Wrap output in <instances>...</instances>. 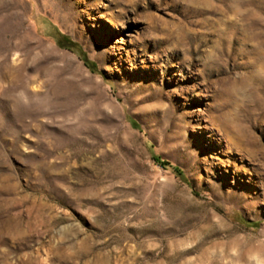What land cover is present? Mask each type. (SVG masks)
<instances>
[{
  "label": "rangeland",
  "instance_id": "rangeland-1",
  "mask_svg": "<svg viewBox=\"0 0 264 264\" xmlns=\"http://www.w3.org/2000/svg\"><path fill=\"white\" fill-rule=\"evenodd\" d=\"M0 264H264V0H0Z\"/></svg>",
  "mask_w": 264,
  "mask_h": 264
},
{
  "label": "trees",
  "instance_id": "trees-1",
  "mask_svg": "<svg viewBox=\"0 0 264 264\" xmlns=\"http://www.w3.org/2000/svg\"><path fill=\"white\" fill-rule=\"evenodd\" d=\"M131 124L135 125L132 119ZM153 159L160 165L171 167L173 171L177 172L178 174H182L180 168L176 164H170L166 159L162 158L158 154L153 155Z\"/></svg>",
  "mask_w": 264,
  "mask_h": 264
}]
</instances>
